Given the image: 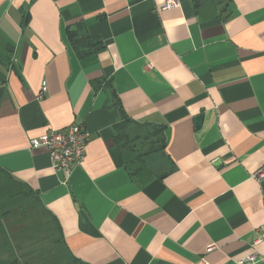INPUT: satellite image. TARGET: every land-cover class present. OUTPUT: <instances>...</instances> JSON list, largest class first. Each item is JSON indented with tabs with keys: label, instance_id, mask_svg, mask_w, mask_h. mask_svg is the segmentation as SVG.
Masks as SVG:
<instances>
[{
	"label": "crops",
	"instance_id": "obj_1",
	"mask_svg": "<svg viewBox=\"0 0 264 264\" xmlns=\"http://www.w3.org/2000/svg\"><path fill=\"white\" fill-rule=\"evenodd\" d=\"M166 1L0 0V185L37 195L74 264L264 256V0ZM73 124L91 137L67 175L30 141Z\"/></svg>",
	"mask_w": 264,
	"mask_h": 264
},
{
	"label": "rangeland",
	"instance_id": "obj_2",
	"mask_svg": "<svg viewBox=\"0 0 264 264\" xmlns=\"http://www.w3.org/2000/svg\"><path fill=\"white\" fill-rule=\"evenodd\" d=\"M126 127L117 142L123 151L133 147L138 133L135 127ZM152 135V149L163 153L161 133L154 130ZM144 168L154 173L167 170L160 159L156 164L140 163L132 172ZM4 184L0 185V264H74L56 222L44 211L38 197L9 182Z\"/></svg>",
	"mask_w": 264,
	"mask_h": 264
},
{
	"label": "built area",
	"instance_id": "obj_3",
	"mask_svg": "<svg viewBox=\"0 0 264 264\" xmlns=\"http://www.w3.org/2000/svg\"><path fill=\"white\" fill-rule=\"evenodd\" d=\"M178 7H180V0H167L164 9ZM45 91L46 83H43L42 93L39 99H42ZM90 137V133L83 125L73 124L61 130L49 129L39 138L32 139L30 141V147L33 149H47L50 153L52 167L57 172L70 175L75 166L83 163ZM253 178L259 182L264 180V168L253 175ZM215 249L216 246L212 245L206 249V253H210ZM258 260L264 261V256L254 253L238 264H250Z\"/></svg>",
	"mask_w": 264,
	"mask_h": 264
},
{
	"label": "trees",
	"instance_id": "obj_4",
	"mask_svg": "<svg viewBox=\"0 0 264 264\" xmlns=\"http://www.w3.org/2000/svg\"><path fill=\"white\" fill-rule=\"evenodd\" d=\"M69 35H70V40H71V44H72V47L76 50V51H79L81 50L82 48H85L84 45L86 44V40L88 39V37H84V39H78L77 38V35H75V33L73 32H69ZM87 53V49H85L83 52L80 51V56L83 57L84 55H86ZM163 147H164V144H163ZM31 193V195L33 196H36V194H32V192H29ZM39 200V198H38ZM45 211V210H44ZM48 215H50L47 211H45ZM51 216V215H50ZM52 217V216H51ZM53 218V217H52ZM54 219V218H53ZM54 221L56 222L57 226H58V223L57 221L54 219ZM58 229H59V226H58ZM60 233V231H59Z\"/></svg>",
	"mask_w": 264,
	"mask_h": 264
},
{
	"label": "water",
	"instance_id": "obj_5",
	"mask_svg": "<svg viewBox=\"0 0 264 264\" xmlns=\"http://www.w3.org/2000/svg\"><path fill=\"white\" fill-rule=\"evenodd\" d=\"M202 122H203V115L196 118V126L198 128H200L202 126Z\"/></svg>",
	"mask_w": 264,
	"mask_h": 264
}]
</instances>
